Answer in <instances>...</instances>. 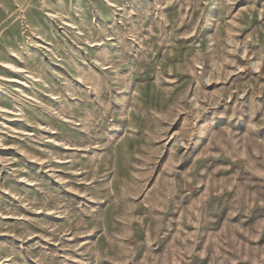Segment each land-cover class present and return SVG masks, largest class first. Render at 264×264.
I'll list each match as a JSON object with an SVG mask.
<instances>
[{"label": "rangeland", "instance_id": "1", "mask_svg": "<svg viewBox=\"0 0 264 264\" xmlns=\"http://www.w3.org/2000/svg\"><path fill=\"white\" fill-rule=\"evenodd\" d=\"M0 264H264V0H0Z\"/></svg>", "mask_w": 264, "mask_h": 264}]
</instances>
